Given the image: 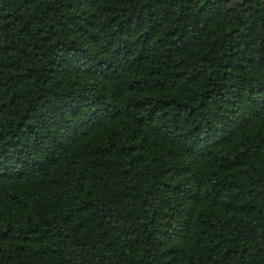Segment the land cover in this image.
Masks as SVG:
<instances>
[{"label": "trees", "instance_id": "obj_1", "mask_svg": "<svg viewBox=\"0 0 264 264\" xmlns=\"http://www.w3.org/2000/svg\"><path fill=\"white\" fill-rule=\"evenodd\" d=\"M0 264H264V0H0Z\"/></svg>", "mask_w": 264, "mask_h": 264}]
</instances>
